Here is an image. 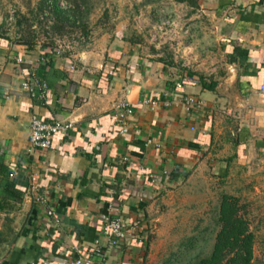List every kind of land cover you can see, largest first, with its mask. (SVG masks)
<instances>
[{"label": "crops", "instance_id": "obj_1", "mask_svg": "<svg viewBox=\"0 0 264 264\" xmlns=\"http://www.w3.org/2000/svg\"><path fill=\"white\" fill-rule=\"evenodd\" d=\"M194 1L216 34L202 31L199 62L124 29L68 55L0 38V264H146L172 187L240 171L264 191V0ZM31 78L43 96L22 88ZM121 102L133 109L126 133ZM33 116L70 128L28 153ZM7 180L21 200L1 197ZM115 215L129 227L121 247L101 236Z\"/></svg>", "mask_w": 264, "mask_h": 264}, {"label": "rangeland", "instance_id": "obj_2", "mask_svg": "<svg viewBox=\"0 0 264 264\" xmlns=\"http://www.w3.org/2000/svg\"><path fill=\"white\" fill-rule=\"evenodd\" d=\"M54 2L72 17L63 22L55 17ZM200 9L188 0H65L64 6L55 0H0V34L13 42L24 39L57 47L68 55L85 49L102 32L124 29L135 41L156 45L165 58L184 62L195 56L199 62L200 53H205L202 31L216 36L205 29L207 20ZM234 172L238 173H210L183 181L156 203L157 219L145 234L151 245L146 264H197L209 259L224 202L234 205L245 224L244 234L252 235L248 264H264V191L254 178Z\"/></svg>", "mask_w": 264, "mask_h": 264}, {"label": "built area", "instance_id": "obj_3", "mask_svg": "<svg viewBox=\"0 0 264 264\" xmlns=\"http://www.w3.org/2000/svg\"><path fill=\"white\" fill-rule=\"evenodd\" d=\"M60 6H64L65 0H56ZM21 59L18 60L20 62ZM24 90H27L31 94L38 93L39 96H43L46 91V84L37 78H31L25 80L21 84ZM186 104L192 106L195 101L193 98H187ZM143 103H149L153 107L157 104L156 101L148 102L146 100ZM133 113L132 107L127 102H121L118 105L117 121L123 125L121 133H126L125 126L127 118ZM70 128V124H65L59 121L47 122L42 120L38 116H33L29 125V146L27 152L32 150H48L52 146V140L55 134L64 132ZM39 201L47 208V215L53 216L54 213L48 208V202L44 198H40ZM129 233V227L127 223L118 215L109 218L101 228V236L105 237L108 244L113 247H121L124 240ZM96 246L99 244V240L95 242ZM78 251V250H77ZM81 259L78 258L76 264H80Z\"/></svg>", "mask_w": 264, "mask_h": 264}, {"label": "trees", "instance_id": "obj_4", "mask_svg": "<svg viewBox=\"0 0 264 264\" xmlns=\"http://www.w3.org/2000/svg\"><path fill=\"white\" fill-rule=\"evenodd\" d=\"M176 1L184 2L186 0ZM188 1L192 2L193 4L195 3L194 0ZM53 12L55 13V17H57L62 22L65 20L67 21L72 17L70 12H64L60 10L56 6L55 2L53 3ZM0 38L4 37L0 34ZM19 42L27 45L28 47L32 46L29 40L23 39ZM49 47L52 50L53 48H56L52 46ZM3 187L4 195H1V197L11 198L16 201L21 200L22 197L18 192H11L13 191V184L9 180L3 183ZM244 233L245 224L237 218L234 205L224 202L220 211V230L217 234V240L211 257L209 259H204L197 264H248L251 258L252 235ZM225 249L228 251H225ZM226 252L233 254V256L228 257ZM224 260L225 262H223Z\"/></svg>", "mask_w": 264, "mask_h": 264}]
</instances>
